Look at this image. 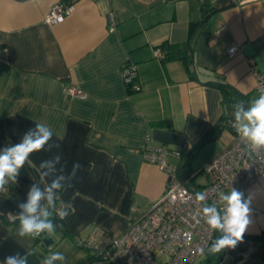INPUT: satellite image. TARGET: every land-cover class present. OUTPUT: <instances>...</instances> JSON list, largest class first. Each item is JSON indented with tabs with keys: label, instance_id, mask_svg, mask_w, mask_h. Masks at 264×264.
<instances>
[{
	"label": "crops",
	"instance_id": "1",
	"mask_svg": "<svg viewBox=\"0 0 264 264\" xmlns=\"http://www.w3.org/2000/svg\"><path fill=\"white\" fill-rule=\"evenodd\" d=\"M205 1L208 9L202 0H0V154L37 124L52 131L9 193L0 192V264L8 257L44 264L55 253L65 259L52 264H89L165 191L167 173L141 154L146 137L184 156L212 129L213 139L190 162L195 178L187 186L206 184L205 175L198 182L199 169L244 122L224 125L222 91L213 82L259 97L264 0ZM60 2L70 3L71 12L46 23ZM197 21L202 25L190 35ZM158 46L163 58L155 56ZM233 46L238 51L229 54ZM125 62L136 66L138 92L125 87ZM166 161L179 167L183 159ZM56 179L62 187L54 196L69 213L62 226L37 238L19 235L30 189L43 191ZM242 192L250 223L236 247L212 264H264V173ZM48 206L42 200L35 215ZM204 257L194 264H205Z\"/></svg>",
	"mask_w": 264,
	"mask_h": 264
},
{
	"label": "built area",
	"instance_id": "2",
	"mask_svg": "<svg viewBox=\"0 0 264 264\" xmlns=\"http://www.w3.org/2000/svg\"><path fill=\"white\" fill-rule=\"evenodd\" d=\"M70 3H57L46 14V23H60L71 12ZM238 47L229 49V54ZM155 56L163 58L161 47L155 48ZM125 87L140 90L136 66L125 62L121 66ZM256 91L264 90V72L256 73ZM70 94L84 97L83 92L73 87ZM232 127L235 124L229 123ZM14 145L5 143V149ZM141 154L145 161L157 164L167 173L163 195L143 215L130 222L110 244L99 250L89 264H194L208 248L214 230L205 220L203 208L215 205L221 212L225 207L221 194L236 188L245 190L259 175L264 173V149H252L250 144L235 131L233 140L202 167L206 184L198 190L189 188L177 173V167L168 163V155L180 157L179 151L164 146H151L145 138ZM7 179V178H6ZM5 184L1 193H9ZM204 192L206 199L199 201L196 193ZM59 214L61 206L56 210ZM44 232L35 237H40Z\"/></svg>",
	"mask_w": 264,
	"mask_h": 264
},
{
	"label": "clouds",
	"instance_id": "3",
	"mask_svg": "<svg viewBox=\"0 0 264 264\" xmlns=\"http://www.w3.org/2000/svg\"><path fill=\"white\" fill-rule=\"evenodd\" d=\"M234 107L237 109L234 113L235 120L237 122L244 121L236 126V131L240 137L248 142L252 149H264V90L260 92L258 98L251 102V106L247 110L243 104H237ZM51 138L52 131L43 124H37L35 130L29 131L19 144L5 149L0 154V191L4 190L8 179L13 182L16 181L19 170L24 166L29 156L34 152L43 150ZM41 166H47V162ZM61 187L60 180L56 179L43 191L36 186L30 189L28 203L20 206L23 211L19 216V235H39L42 232H54V225L48 220L50 213L46 209L41 210L43 219L35 214L42 200L46 199L50 206L53 204L54 190ZM196 198L199 201H204L206 194L198 192ZM221 200L225 204L223 212L215 205H208L203 208L207 225L222 233L208 248L212 254L221 253L227 248H235L250 223V202L244 198L242 191L232 188L231 191L221 194ZM59 215L61 219H64L69 213L61 211ZM64 259L62 253H55L50 258L45 259L44 264H52L55 260ZM6 264H26V260L8 257Z\"/></svg>",
	"mask_w": 264,
	"mask_h": 264
},
{
	"label": "trees",
	"instance_id": "4",
	"mask_svg": "<svg viewBox=\"0 0 264 264\" xmlns=\"http://www.w3.org/2000/svg\"><path fill=\"white\" fill-rule=\"evenodd\" d=\"M63 1H66V0H63ZM202 8L208 9V4L205 0H202ZM201 25H202V22L200 21L191 22L189 25V34L192 35L199 27H201ZM138 81H139V78H138ZM213 83L216 84L222 91V108H223L222 122L224 123V125L227 126L229 122H232L235 120L234 113L237 109L234 107V105L243 104V107L245 108V110H247V108L251 106V102L254 99L249 97V95H244L238 92L237 90L229 86L226 82L218 81V82H213ZM139 84H140V81H139ZM126 89L130 93H133V92L140 91L141 87H140V90H137V91L135 89H130L129 87H126ZM212 136H213V130L209 129V131L203 136V138L195 146H193L192 149L186 155L183 156L180 153L181 155L180 158L183 159V161H182L181 166L177 167V173H178L179 178L185 181L186 185L189 182H193L195 178L193 176V170L189 167L191 160L198 153L199 149L204 143L213 139ZM201 169H199V172L201 171ZM7 183L9 185V189H11L12 180L8 179ZM60 206L61 204L59 203L57 197L54 196L53 204L51 206L49 205L47 208V211L50 213L48 220L57 226H62V223L64 220V219H61L60 215L56 212V210ZM37 216H40V218L43 219V216L41 214ZM221 235H222L221 232L214 230V234H213V237L210 241L208 248ZM208 248L205 250V252L202 255L203 257L205 256L203 263L212 264V263L218 262L222 258L224 251H222L221 253L212 254L208 251Z\"/></svg>",
	"mask_w": 264,
	"mask_h": 264
},
{
	"label": "rangeland",
	"instance_id": "5",
	"mask_svg": "<svg viewBox=\"0 0 264 264\" xmlns=\"http://www.w3.org/2000/svg\"><path fill=\"white\" fill-rule=\"evenodd\" d=\"M45 16H46V15H45ZM198 175H199L200 177H199ZM198 175H197L198 182H199V181H203V180H204V176H203V175H205V174H204L203 172H200ZM195 180H196V179H195Z\"/></svg>",
	"mask_w": 264,
	"mask_h": 264
},
{
	"label": "water",
	"instance_id": "6",
	"mask_svg": "<svg viewBox=\"0 0 264 264\" xmlns=\"http://www.w3.org/2000/svg\"><path fill=\"white\" fill-rule=\"evenodd\" d=\"M43 242L46 243V244H47V243L49 244V243L52 242V239H50V238H44V239H43Z\"/></svg>",
	"mask_w": 264,
	"mask_h": 264
}]
</instances>
